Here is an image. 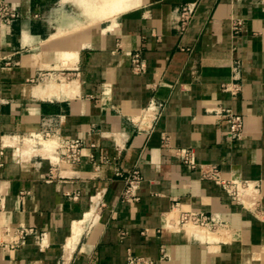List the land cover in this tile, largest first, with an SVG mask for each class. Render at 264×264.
Wrapping results in <instances>:
<instances>
[{"label":"crops","instance_id":"1","mask_svg":"<svg viewBox=\"0 0 264 264\" xmlns=\"http://www.w3.org/2000/svg\"><path fill=\"white\" fill-rule=\"evenodd\" d=\"M9 1L18 16L0 28V151L5 136L50 121L84 141V156L23 165L4 150L0 264H264V0H146L73 63L63 56L71 41L52 37L48 0ZM135 51L141 73L130 66ZM62 75L69 83L56 88ZM232 81L242 84L237 96L222 89ZM225 109L244 117L238 140ZM178 148L193 149L195 169ZM135 167L138 198L127 199ZM214 169L257 184V201L233 200L208 177ZM184 210L215 214L225 228L180 224ZM8 224L36 233L11 248Z\"/></svg>","mask_w":264,"mask_h":264},{"label":"built area","instance_id":"2","mask_svg":"<svg viewBox=\"0 0 264 264\" xmlns=\"http://www.w3.org/2000/svg\"><path fill=\"white\" fill-rule=\"evenodd\" d=\"M16 5H14L9 0L0 1V28L9 27L13 20L18 16L16 11ZM188 10L184 9L183 16L181 18V24L184 27L187 24ZM243 25V21L241 19H236L232 23V29L234 32H239ZM131 69L135 73L143 72L145 68L144 60L140 56L139 51H135L131 55ZM224 91L230 92L232 96H237L242 90V84L237 81H232L228 84H224L222 86ZM155 107L151 106L147 112L152 111ZM221 116L227 121L229 125L228 134L231 138L240 139L244 130L245 121L244 117L240 114L233 112L231 109H225ZM38 132L43 138H56L57 145L53 150V154L56 156V159H53L51 155V150L46 151L47 154L43 156L40 155L41 158H46L48 160L55 161L56 163H66V164H74L81 160L82 156H84L82 150L84 146V141L80 139L70 138L61 133L60 129L55 127L50 121H46L42 124V128ZM14 135H9L8 137L13 138ZM21 140L24 136L17 135ZM25 136L33 139V150H36L37 145L42 144L40 141V136L35 135L34 131L26 134ZM8 145H4V149L0 151V167L3 166V153L5 147ZM176 153L178 154L181 163L183 166L188 168L189 170H193L196 168L197 164L194 158V151L192 148H178L176 149ZM218 171L214 169L213 175H209L208 177L216 179V181L222 185L223 190L236 202L241 203L242 205L246 204V200H251V203L254 204L259 196L258 185L247 181V180H237V179H227L222 176H219ZM117 175H121V171L117 170ZM141 176L140 171L137 167L131 169L125 177L126 187L123 191L124 198H132L137 199V189L138 184L140 182ZM6 203V195L0 188V213L5 209ZM261 218L264 219V208L259 209ZM179 222L180 224H194L196 226L205 227L209 230L218 231L223 230L225 228V222L215 214H207L202 211L196 210H184L179 214ZM6 238V246H10L11 248L15 246L22 245L26 242L27 237L31 234H35L36 232L32 228L25 227L23 225H12L8 224L3 227L2 232ZM43 236H39V241L43 242Z\"/></svg>","mask_w":264,"mask_h":264},{"label":"rangeland","instance_id":"3","mask_svg":"<svg viewBox=\"0 0 264 264\" xmlns=\"http://www.w3.org/2000/svg\"><path fill=\"white\" fill-rule=\"evenodd\" d=\"M88 1H91V2L93 1L92 3H95L96 6H99V4L100 5L105 4V1H101V0H88ZM127 1L129 2V0H127ZM145 1L146 0H133V1L130 0V2H129L130 4L127 2V4L129 6H125V7L120 6V7H122L121 8L122 10L120 9L121 11H119L120 7L119 8L117 7L118 10H116V8H115L113 10L114 14H112L113 15L112 17L104 18L102 21L101 20L96 21V22H94L95 24L93 22L87 21V22H85V24H82L80 26V28L75 29L73 27L72 28L67 27L66 25H63L62 23H59L60 22V15H64V12H65V14L66 13L71 14V13H79L81 11V8H79V6L74 3V0H48L47 11H50V13L53 12L51 14V16L53 18H55L54 19L55 30L52 31V37L54 39L58 40L57 43L62 44V43H66L69 41H71V42L76 41L79 38H85V37L89 36L90 38H87V39H89V42H88V44H86V46H89L92 44L93 38L98 39L102 35H104L108 32H111L114 29V27H113L114 25L112 26V24H113L112 20L114 17L119 16L118 17V19H119L123 15L130 13V12H133L134 10L140 8ZM98 2H99V4H98ZM107 7L110 8V6H107ZM126 7H128V8H126ZM109 8H107V9L109 10ZM97 9H100V6H99V8L97 7ZM92 35H93V37H92ZM71 42H69V43H71ZM70 55L66 56L69 58H66V57L65 58L69 62L73 63L74 59L76 58V54H75V56H74V54L71 55V57L73 56L72 58L70 57ZM62 76L63 77H61V81L55 82L54 86L56 88H59V87L64 88V86H67L66 84L69 83V82H67L69 80L66 77H64V75H62ZM37 131H39V130H37ZM11 135L17 136V134H11ZM25 135L26 134H24L22 136L25 137ZM5 139H8L9 143L10 142L14 143L12 146L8 145L7 147H5V149L10 150L9 154H10L12 160L17 164L28 165V164L35 161L33 158H35V157L40 158V155L43 154V156H44L45 154H47L46 151H48L46 148H44L42 143H41L42 147L40 144H36L37 145L36 150L31 151L30 148L31 147L33 148V144H35V143H31V142H27L25 140H21V138H19V137H17L16 139H13L12 137L5 136ZM44 139H47V138H44ZM28 149H30V153L26 154L25 156H22V152H24ZM50 155L55 156L52 153V151H51ZM186 225H189V227H191V228L203 229L204 231H207V232L208 231L209 232H217V231L209 230L205 227L196 226V225L191 224V223L186 224ZM218 231H221V230H218Z\"/></svg>","mask_w":264,"mask_h":264},{"label":"bare ground","instance_id":"4","mask_svg":"<svg viewBox=\"0 0 264 264\" xmlns=\"http://www.w3.org/2000/svg\"><path fill=\"white\" fill-rule=\"evenodd\" d=\"M101 1H105V4L104 5L103 4L100 5L99 2H98L99 6H100V9H97V7L99 8V6H96L95 3H92L93 1L91 2V1H88V0H74V3L77 4L79 6V8H81V11L79 13H71V14H67V13L65 14V12H64V15H62V17H61V23L63 25H66L67 27H71V28L73 27V28L77 29V28H80V26L82 24H85V22H87V21L94 23L96 21H100V20L102 21L104 18L112 17L113 16L112 14H114L113 10L115 8H116V10H118L117 7L119 8L120 6H122V7L129 6L127 4V2H128L127 0H101ZM131 1H133V0H131ZM129 2H130V0H129ZM107 6H110V8L107 7ZM122 7L119 8V11L122 10L121 9ZM107 8H109V10ZM126 8H128V7H126ZM87 38H89V36L85 37V38H79L76 41H72L71 43L66 44L63 47V56L66 57V56H68L70 54L71 55L74 54V56H75V54H77L79 49L82 46L86 45V43L89 40ZM71 55H70V57H71ZM66 58H69V57H66ZM34 134L40 136V134H38V132H36V131H34ZM17 137H19V136L14 135L13 139H16ZM22 140L34 143L33 139H31V138H29L27 136L23 137ZM39 142L43 144L44 148H46L47 150H51L52 152H53V150L55 149V147L57 145L56 138L44 139V138H42L40 136V141ZM10 143H9L8 139L4 140V145H11L12 146L14 144L13 142H10ZM30 149H31V151L33 150L32 147ZM30 149L22 152V156H25L26 154L30 153ZM52 156L53 155H51V157ZM52 158L55 159L56 157L53 156ZM85 217L87 218V216H85ZM78 230H79V228L76 229V231H78ZM197 230H199V229H197ZM77 234H78V232H77ZM75 236H77V235H75ZM70 240H73V239H70ZM68 243L71 244L70 242H68Z\"/></svg>","mask_w":264,"mask_h":264}]
</instances>
